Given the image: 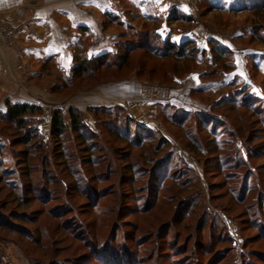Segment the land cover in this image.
<instances>
[{
	"label": "rangeland",
	"instance_id": "rangeland-1",
	"mask_svg": "<svg viewBox=\"0 0 264 264\" xmlns=\"http://www.w3.org/2000/svg\"><path fill=\"white\" fill-rule=\"evenodd\" d=\"M262 5L129 7L126 22L109 27L117 37L103 55L112 68L76 71V58L103 56L90 55L89 40L69 74L45 64L33 78L41 133L50 142L53 112L77 108L101 154L69 159L51 142L36 170L21 171L24 146L0 123V264H115L106 252L118 264H264ZM153 33L193 40L199 52L164 58L140 49L128 64L116 59L146 35L154 42ZM66 146L82 148L74 138Z\"/></svg>",
	"mask_w": 264,
	"mask_h": 264
},
{
	"label": "crops",
	"instance_id": "crops-1",
	"mask_svg": "<svg viewBox=\"0 0 264 264\" xmlns=\"http://www.w3.org/2000/svg\"><path fill=\"white\" fill-rule=\"evenodd\" d=\"M151 3L168 7V0H0V112L7 101L34 104L40 87L33 78L49 63L69 74L83 41L91 42V56L109 52L117 37L112 22L119 27L125 9Z\"/></svg>",
	"mask_w": 264,
	"mask_h": 264
},
{
	"label": "trees",
	"instance_id": "trees-1",
	"mask_svg": "<svg viewBox=\"0 0 264 264\" xmlns=\"http://www.w3.org/2000/svg\"><path fill=\"white\" fill-rule=\"evenodd\" d=\"M259 11L260 13L264 14V5L260 6ZM152 38H154L155 41L149 42L146 35L144 37L143 43L140 42L138 45L126 47L124 49V54L118 55V57L116 56V59H122L124 64H128L130 56L136 52V50L140 49L149 51L152 55L159 54V52L163 53L162 57L164 58H192L197 52H199V49L196 47L193 40H188L184 43L171 42L170 40L164 41L156 33H153ZM108 57L109 56L107 55H103L94 61L86 57L76 58V71H78L81 76H85L87 74L94 73L95 68H101L102 66H106V68H112L114 62L108 61ZM95 64L98 65L95 66ZM121 66L122 65H120V67ZM43 111V107L37 104L12 103L7 101L6 112H0V123H5L12 126L13 131L17 134V137H15L16 146H24L23 150L16 153L18 154L16 155L18 162H21L19 164H22L21 167H19L21 171L29 170L31 173L32 170H36V158L39 154H41L42 151H46L47 153L49 152L48 150L51 148V142L54 143L56 148H58L57 155L59 156H67L69 159L73 158L74 160H78L80 158L79 154L83 153L85 154L84 157H93L94 161L97 160L96 155L101 154L99 148L100 143H98L96 140V132L90 128V125L86 122L85 117L80 110L71 107L67 111L57 109L53 112L51 119L50 142L45 139L39 127L38 118H40V116L43 114ZM102 113L105 114L106 111L102 109L95 110L96 116ZM127 124H129V121ZM127 124L124 123L121 128L125 127L128 129ZM119 134L120 133L118 131V134L116 135L118 136ZM72 138H74L76 142L82 146V148L81 150L74 151L75 153L71 152L70 154L69 152L71 151V146H66V143L72 141ZM88 158L87 160H89ZM75 166L77 169L78 166ZM29 172L27 171L26 174ZM35 190L37 191V194L38 190H40L39 194L46 193L47 197L49 196V193L46 192V190L42 191L39 188H36ZM104 255L108 259H112L115 264H118L112 258L110 253L106 252Z\"/></svg>",
	"mask_w": 264,
	"mask_h": 264
},
{
	"label": "built area",
	"instance_id": "built-area-1",
	"mask_svg": "<svg viewBox=\"0 0 264 264\" xmlns=\"http://www.w3.org/2000/svg\"><path fill=\"white\" fill-rule=\"evenodd\" d=\"M189 0H173L174 5H183V3H188ZM49 127V126H48Z\"/></svg>",
	"mask_w": 264,
	"mask_h": 264
}]
</instances>
